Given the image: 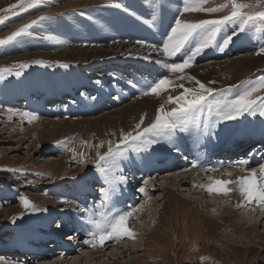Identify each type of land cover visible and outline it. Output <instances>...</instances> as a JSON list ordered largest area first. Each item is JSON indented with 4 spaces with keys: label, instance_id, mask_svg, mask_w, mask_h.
Here are the masks:
<instances>
[{
    "label": "rangeland",
    "instance_id": "obj_1",
    "mask_svg": "<svg viewBox=\"0 0 264 264\" xmlns=\"http://www.w3.org/2000/svg\"><path fill=\"white\" fill-rule=\"evenodd\" d=\"M73 1L74 0H41V3L36 7L20 12L18 15H9L0 12V16L7 17L3 23H0V39L7 37L16 28L33 19H37L40 16L50 17V19L40 21L35 25L31 30L32 35L24 34L15 41L0 45V68L12 69L11 74L5 73V80L0 81V264H45L47 262L49 264L54 262H59V264H61L64 260L61 258L62 254L57 253L56 255L55 252H62L63 246H66V249L70 250V257L67 258H71V260L77 259L82 252L89 249L84 248L83 245L78 246L80 245L79 243H81V239L79 240V238L84 235H81L79 238L78 236L74 237V239H76L73 240L74 242L68 240V243H65L68 234L71 233L69 230L67 232H61L60 241L55 244V247L49 250L44 249L45 246L47 247L51 244L55 238L54 236L58 232L57 225L59 224V216L52 210L59 208H57L56 205H52L55 207L50 208V204L54 202L55 204L58 202H68L64 197L63 190L65 188H78V186L82 188L83 186L85 189L86 187L92 189L96 184L99 185L97 188L107 187L95 166L97 153L96 145H99V142L93 144L89 140L91 136L83 140L79 135L72 137L62 136L57 139L53 138L50 142H47L49 141L47 139V133L51 129V122L69 119H90L121 105H115L113 103L115 101V93H113L112 90L104 89L108 92L102 90L101 87L104 86V84L100 81V77L96 76L100 73L99 68L101 67L97 64H89L90 62L84 58L80 59V54L78 53L73 54L71 57H69L71 54H68L66 57L59 56L55 59H47L40 56L25 58V56H23L34 52L45 55L52 54L58 50H65L68 46H73L71 44L76 43L78 39H80L74 33L76 27H84L85 23L93 19L96 12L102 9L101 12H109L110 10L123 12L133 8V6H128L129 0H97L101 5L93 7L91 5L81 6V8L76 6V3L74 2V4ZM142 1H145V5L156 4L160 6L162 3V0H139L140 3ZM16 2L17 0H8L6 4H1L2 6L0 9H4ZM112 3H121L123 8L117 9L108 6ZM223 3H225V0H209V3L204 6L215 7ZM66 4L69 6H66L67 8L65 9ZM62 5L64 9H61ZM178 8L179 7H177L176 12ZM52 10L53 12H50ZM180 10L181 9H179V12ZM193 13L200 14L207 19H216L228 14L227 10L217 13ZM150 24V28L156 27L154 21L151 20ZM233 31H236L237 35L233 36L232 42L224 51H220L223 39L228 35H232ZM49 35L57 37L61 42L58 43L57 40L47 39L46 37ZM194 46V43L186 45L185 49H182L181 53H177L175 59L172 57L173 61L170 62L176 61L179 63L182 61L183 54L190 47ZM210 46L209 51L211 52L208 51L203 59H198V61L194 62L195 64L193 63L191 68L212 61L223 62L250 54H256L259 48L264 46V24L257 21L254 27L241 33L237 25L228 23L217 33ZM38 60L44 61V63H34V61ZM167 61L169 62V60ZM18 63H27L29 67L24 69H15L12 67ZM63 64H67L68 67H62L61 65ZM17 70L20 71V76L15 75ZM136 73L139 74L137 70ZM244 74L246 75H242L236 79H234V77H228L229 80L227 84L214 88L218 91L213 92L212 95L207 97L202 119L208 118V107H215L218 102H222L225 99H234L235 95L245 90L250 83L258 81L260 77L264 76V68L255 71L250 70ZM147 75L148 73L144 76L141 75L143 80H148L145 84L160 79L165 75L174 77L179 74L173 75L169 72L166 74L161 72L160 74L157 73L152 75L150 79L147 78ZM123 76L128 78L130 75L127 73ZM91 81L99 83L98 87L101 88V91L98 92L99 94H95V92H91L90 90L83 92L82 88L86 82L91 83ZM73 86L79 88L76 90L78 95L77 98H73L67 94L69 91L68 89L71 88L74 90V88H72ZM229 86H233L230 91H228ZM80 87H82L81 91ZM34 89H36V92ZM60 89L64 94V99H69V102H63L61 105H58L59 107L57 108H46V106H44L35 113L32 110V105L23 103L27 101L23 100L26 96L31 98L33 102L50 100ZM221 89L224 91H219ZM97 95H99V97ZM168 95L169 90L161 94L159 98L161 96L167 97ZM259 95H264V91L259 93ZM17 98L20 100H16ZM78 99L90 101L89 104L95 105L97 109H95L93 115L88 112H83L80 115H75L73 114L74 112L62 114L63 112L73 109L72 106H75ZM95 101L98 102L96 103ZM17 102L23 104H18ZM40 105H43V103H40ZM166 107H168V105H166ZM25 113L29 115L25 116ZM53 115L59 116L53 117ZM32 116L38 117V119H31ZM193 129L189 132H180L178 134L180 136L185 134L186 136L184 135L183 138H189L188 136H192ZM43 132L46 134H43ZM226 133L227 135L233 134V139H240L252 134H263L264 116H261L259 110H257L254 115L245 113L236 121H224L217 126L213 134L204 136V140L202 136L195 148L203 150L206 148L207 144L211 146L210 141L213 142L214 140V143L218 145L222 143L223 138L227 136ZM20 135L23 136L22 139H19ZM197 135L194 136L193 139H196ZM37 137L38 139H35ZM84 141L88 143L85 144L83 143ZM189 141L193 143V140ZM208 146L207 149H209ZM106 147L107 143L103 148H100L99 151H106ZM123 147L125 146H122V148ZM69 149H74L75 152ZM261 149L264 152V149ZM81 153L83 154V159L86 161L84 164L79 162L82 158L80 156ZM260 154L261 153H259V155ZM148 157H154L152 158L154 161L151 166L147 165L146 160L150 159ZM161 157L163 156H155V151L153 149L141 151L139 153L129 151L125 159L121 162L122 175L126 177L127 180L125 185L128 187L132 184L128 182L130 180L128 177L131 176V173L128 172L130 169L131 172L133 170V176H139L138 179H140L142 176H140L139 171H146L149 170V168L156 169V167L164 162L163 159L162 161L159 160ZM56 158L62 159L58 166L56 163L57 160H50ZM256 160H258L257 163L260 165L251 163L248 168L256 169L257 175L259 176L263 162H259L260 157ZM143 163H146L145 166H142ZM128 165L132 166L129 167ZM208 167L209 166H205L202 168L207 171ZM196 169V167H188L175 173L183 174L184 178L190 180L191 185L189 183L184 188L191 191H193L194 185L206 183V180L201 179L202 177L195 179L190 174L192 173L191 170L196 171ZM231 170L241 171L239 167L232 168ZM153 171L154 170L148 171L147 174L149 176L146 177V181L151 180V183L155 185L152 191L153 195L151 194L148 199L139 200L136 198L138 185L139 183L143 185L144 180L137 183L136 188H134L133 185L128 189L130 193L133 194V199H135V204H133L134 209L138 208L142 201L149 200V207H152V212L150 213L154 216L152 221H148V228L151 231H142V233H147L149 235H146L142 239V246H140V248L138 247L139 250H134L135 252L133 251L130 253V257L127 256L124 258L122 263L118 257L110 261H114L115 264H264V221L263 223H256L248 227L246 224L237 223L238 220L236 217L233 218L229 216L226 217L227 219H224V221H227V224L221 225L219 224L221 220L216 218V216H212L213 213H218L219 209H209L205 207L210 212H213L212 214L210 213V215L207 214L206 210L201 211L199 214H196L195 211L191 212V206L188 207L191 198L188 197L189 199H184L183 197L190 192L193 193L189 194L192 195L191 197H193L194 202L201 196L203 201H208V194L202 190L193 192L187 190L188 192L186 193H184V190L180 191L179 183L176 178L169 179L175 174L166 176L165 180L160 181V185H156L159 182H157L158 180H156L155 177L163 170L155 172L157 174ZM225 171L227 170L224 168L218 170V172H221L220 174L225 173ZM207 172L208 174L218 173L217 171ZM236 175L241 174L239 172L236 173ZM51 178L57 181V183L53 185L40 184L42 181L50 180ZM87 182L89 183L86 184ZM166 189L170 191L174 198L167 197ZM88 192V190H84L79 193L76 201L72 199L71 204H79L80 200L89 199L91 195ZM195 192H197L199 196L194 194ZM99 193V191H93L92 193L93 196L91 199L93 202H89L92 213L99 211L93 204L97 203L98 205L100 203L101 199H98L100 196ZM21 196L27 197L32 201L37 210L32 211L31 209H25L20 202ZM220 196L222 197V195H219V197ZM228 197H230V195L226 198ZM141 198L142 197H140V199ZM222 199H225V196H223ZM240 201L242 202V198H240ZM126 204H131V202L126 200ZM252 204L254 205H245V207L238 212L247 210L249 206L255 209V207H257L256 204ZM224 209L233 210L231 206L227 205L224 206ZM146 210L147 209L140 211L139 217H144L147 213ZM247 211H251V209ZM71 219L73 220V218ZM131 228L135 230L138 229L133 226H131ZM35 243H38V245ZM115 245L118 244L115 243ZM3 246L5 248H3ZM18 247L24 248V251L26 250L22 256H17L15 253V249ZM39 247H41L42 250H38ZM17 258L18 260H16ZM107 258L99 262L107 261ZM135 260H137V262H135ZM65 262H67V260ZM88 264L93 263L89 262Z\"/></svg>",
    "mask_w": 264,
    "mask_h": 264
},
{
    "label": "bare ground",
    "instance_id": "obj_2",
    "mask_svg": "<svg viewBox=\"0 0 264 264\" xmlns=\"http://www.w3.org/2000/svg\"><path fill=\"white\" fill-rule=\"evenodd\" d=\"M7 2L8 0H0V7L2 6L1 4H6ZM74 2L76 3V6H79L80 8L81 6L83 7V6L91 5L93 7V6L101 5L98 3L97 0H74L73 3ZM66 6L68 7L69 5L66 4L65 9L67 8ZM128 6H133V8L127 9L123 12L121 11L116 12L111 10L109 12H101L103 9L99 12H96L95 17L90 21H88L87 23H85L84 27H80V26L76 27L74 33L80 39H78L76 43H72L71 45L73 46H68L67 48H65V50L63 49L58 50L52 54H46V55L40 54L39 52L23 55L25 56V58H33L40 56L47 59L50 58L55 59L58 58L59 56L66 57L68 54H71L69 57H71L75 53L80 54V59L84 58L85 60L90 62L89 64L92 65L97 64L98 66L101 67L99 68L100 73L97 74L96 76L100 77L99 78L100 81H102V83L104 84V86L101 87L102 90L104 89L112 90L113 93H115L114 94L115 101L113 103L115 105L121 104L119 107H116L111 111L102 114L100 113L99 115L90 119L82 118L80 120L69 119V120H58L56 122H51L50 123L51 129L47 133V139L49 140L47 142H50V140H52L53 138L57 139L62 136L72 137L77 135L81 136L83 140L91 136V139L89 140L93 144H96L98 142L100 143L101 141H104L106 144L108 140H112V139L113 142H116L119 140V134L121 130L132 131L136 123L139 122V118L141 115L146 114V119L144 121L143 126L149 124L154 119L155 112L158 106L161 103H164V101L167 99V97L165 96L163 97L161 96L160 98L151 95L142 96L141 86L145 85V83H147L148 80H143L142 79L143 77H141V75L144 76L148 73L147 78L150 79V77H152V75L154 74L157 73L160 74L161 72H164V74H166L168 72L162 66V64H157L156 61L161 60L164 63H169L170 61H173V59L165 57L162 51L152 50L151 48L148 47V45H155L157 49H162L163 43L167 39V35L170 32L171 27L174 26L175 18L180 14L179 9L182 10L183 8V1L162 0V3L160 4V6H158L156 4L145 5V1H142L140 3L139 0L138 1L129 0ZM63 7L64 6L62 5L61 9ZM177 7L179 8L178 11L176 12ZM50 12H53V10ZM181 18L189 21L207 19L206 17L193 12L184 13L183 17ZM151 20L156 23V27L150 28ZM137 41H144L145 44L143 45L138 44L136 43ZM209 47L206 48L201 54L196 56L194 62L198 61V59H203L205 57V54L208 53ZM145 57H147V59H145ZM167 60H169V62ZM260 68H264V55L250 54L248 56H243L237 59H230L223 62L212 61L205 64H201L195 68H190L185 70L184 74L194 76L197 80H200L206 85L215 88L227 84L229 78L231 77H234V79H236L241 77L242 75H246L244 73H247L250 70L255 71ZM136 70L139 72V74L136 73ZM123 73L124 74L129 73L130 76L127 78L126 76H123L124 75ZM170 78L173 79L176 82V84L182 83L184 84L185 87L194 86V83L188 81L187 79L177 80L176 76L174 77L170 76ZM209 81H215L216 83L209 84ZM134 84L136 86H133ZM98 85L99 83L97 82L95 83L94 81H91V83L86 82L83 88V92H87L88 90H90L91 92H95V94H97L98 92L101 91V88H99ZM72 88L75 89L76 86H73ZM34 90L36 92V89ZM68 90L69 91L67 92V94H69L73 98H77L78 95L76 93L77 92L76 90H72L71 88ZM182 91H183L182 88H175L174 90L169 89V95H178ZM63 95L64 94L62 90L61 89L58 90L57 93H55V96L51 97V99L54 101L52 103L50 102V105H54L58 103H59L58 105H61L62 102H69L68 101L69 99L65 100L63 98ZM97 96L99 97V95ZM51 99L49 101H51ZM16 100H20V99L17 98ZM23 100H27L23 102L24 104L29 103L30 105L33 106L32 110L35 113L38 112L40 108L46 106V103L43 106H41L40 102H36V101L33 102V100H31V98H28L27 96L24 97ZM57 100L58 102H56ZM89 103L90 101L78 99V101H76L75 106H72L73 109L63 112L62 114L64 113L68 114L69 112H74L73 114L80 115L83 112H88L89 114L93 115L95 109L97 108H95V105ZM168 107H171V105H168ZM58 116L59 115H53V117H58ZM178 133L176 136L175 146L170 145L167 141H161L160 143L153 145L150 148L155 151V156H159V155L163 156L159 158V160L162 161L163 159L164 162L158 167H156V169L149 168V170L146 171H142V170L139 171L140 176H142L140 179H138L139 176L138 177L133 176L134 175L133 170L132 172L131 169L128 171L131 173V176L128 177L130 179L128 182L132 184H130L128 187L125 184L120 185L119 191L113 197V199L116 201V209L114 210L118 209L122 211H128L134 209L133 204H135L134 201L135 199H133V194H131L128 189L133 185L134 188H136L137 183H139L141 180H144V182L143 185L139 183L138 191L136 192L137 195L136 198H138L139 200H144L145 198L148 199V197L151 194L153 195L152 191L154 190L153 187H155V185L151 183L152 182L151 180H147L148 183L145 184L146 177L149 176L147 172L150 170H154L153 171L154 173L159 170H163L161 171L160 174L155 173L157 174L155 178L156 180H158L157 182H159L156 185H160V181L165 180L166 176L180 172L185 168L192 167V161L194 159L200 161V163L204 165L203 167L215 166V164H213L211 159L207 158L209 154V149H207L208 144L206 148L203 149L204 151L199 148H195L197 146V142H199V139L202 137L197 135L196 129H193L192 136L191 137L188 136L189 138L187 137L183 138L185 134H183V136L181 135L182 136L181 137ZM43 134L46 133L43 132ZM196 135L197 138L193 139V137ZM233 136H234L233 134H228L227 136H225L222 141L223 145L224 144L228 145L231 139H233L232 138ZM258 137L261 136L252 134L245 138H240L238 140L236 139L234 141H240L247 138L250 139L254 138V141H257L259 140L256 139ZM22 138L23 136L20 135L19 139ZM35 139H38V137ZM189 140H193V143H191ZM203 140H204V136H203ZM214 141L213 142L210 141L211 147L209 148L216 149L219 145H222V143H219L217 145V143H214ZM254 145H258L257 149L260 148V150L253 154V156L251 157V161L253 162L260 157L259 162H263L262 166H264V152L261 149V148L264 149V141L260 140L259 142H255ZM239 149L246 150L249 148L246 146H242V147L240 146ZM259 153L261 154L259 155ZM152 158L146 160L148 166L152 165V162L154 161ZM50 160H54V161L57 160L56 163L58 166L62 159L56 158ZM181 160L184 161V165L181 164L180 162ZM145 164L146 163H143L142 166H145ZM229 164L228 163L223 164V168L225 169L227 168V171H225V173L226 172L232 173V176H228V177L227 175H225V173L220 174L221 172L218 171H217L218 173L216 174L215 173L208 174V172L205 171L202 167H196L197 168L196 171L191 170L192 173L190 174L193 176V178L198 179L199 177H202L201 179L206 180L205 184L194 185L193 191H200V190H202L203 192L205 191V193L208 194L209 196L208 201H203L202 196L198 198L196 202L193 201V197H191L192 195H190L193 193L188 192L191 190L184 188L189 183L191 185V182L190 180L184 178L183 174H175L173 177L169 179L176 178V180L179 183L180 191L184 190L185 191L184 193L188 192V194L185 195V197L183 198L184 199H187L188 197L191 198L190 199L191 202L189 203L190 205L188 206V207L191 206L190 208V210H192L191 212L195 211L196 214H199L201 213V211L206 210L207 214L210 215V213L212 214L213 212H210L206 208L219 209L218 213H213L212 216L213 217L216 216V218H219V220H221L219 221V224L221 225L227 224L226 223L227 221H224V219H227L226 217L229 216L233 218L236 217L238 220L237 223L246 224L248 225V227H251L256 223H263L264 211H262L261 207L257 204H256L257 207H255V209L252 206L247 207V210L251 209V211L241 210L240 212H238L240 209H243L245 205H254V204L245 203L243 207H237L238 204L242 203L240 201L241 197L238 192H232L230 193V197L228 198L225 197V199H222L223 195L222 197L220 196L221 197L220 198L219 195L215 193L209 194L205 190V188L202 187L210 183V178H221V179L231 180V179H235L237 176H240V175H236V173L240 172L241 175L246 174V173H242L244 171L231 170L232 168H236V167H228ZM249 165L250 164H248V166ZM128 166L131 167L132 165H128ZM219 169H221V167ZM55 183H57V181L51 178L50 180L42 181L40 184L53 185ZM88 183L89 182H87L86 184ZM97 186L99 187V185L96 184L92 189H90V187L89 188L86 187L85 189L83 186L82 188L79 186L78 188L77 187L65 188L63 190L64 197L65 199L68 200V202H58L56 204L54 202L50 204L51 205L50 208L55 207L52 205H56V207L59 208L52 210L55 214L59 216V224H58L59 227L57 234L54 236L55 237L54 240L51 242V244L53 245L50 244L47 247L45 246L44 249L49 250L55 247V244H57V242L60 241L61 232L63 231L67 232L68 230L71 233L68 234L65 243H68V240L70 241L76 240L74 239V237L76 236H78L79 238L81 235H84L79 238V240L81 239V243H79L80 245L78 246L83 245L84 248L89 249L87 251L82 252V254H80L77 257V259L71 260V258H67L70 257L71 254L70 250L66 249L67 248L66 246H63L62 252L60 251L55 252L56 255L57 253L62 254L61 258H63L64 260L61 262V264H88L89 262H92L93 264H115L114 261H110V260L116 259L117 257L118 259L121 260L122 263V260H124V258L129 256L130 253H132L134 250L137 251L139 250L140 246H142V239L146 235H149L147 233H142V231L145 232L151 231L148 228V223H149L148 221H152L154 219V216L150 213L152 212V207H149V200H145L141 202L138 208H136V210L138 211H136L134 216L130 218L128 221V226L130 228L131 226L138 228L136 230L131 228L136 233L134 239H128L127 237H125L120 239L119 241L109 240L106 241L103 246H97L95 248L91 247L89 244H86L85 241L90 239L88 232L92 230V225L87 222V217L89 213H92V209L89 202L91 201L93 202V200L91 199L93 196L92 194L93 191L100 192L101 188H97ZM142 187L145 188L146 192L148 193L147 196H145L143 193L139 191V189ZM84 190H88L89 191L88 193L91 195V197L86 200L83 199L80 200L79 204H75V205L71 204L72 199L73 201H76L77 195ZM166 194L167 197L174 198V196H172L170 191L169 190L167 191V189H166ZM194 194L199 196L197 192H195ZM99 195L100 196L98 199H101V193H99ZM140 197L142 198L140 199ZM126 200H129L131 204L127 205ZM93 204L94 207L97 206V203H93ZM226 205L231 206L233 210L224 209V206ZM143 208L147 209L146 210L147 213L145 214L144 217H139V212L143 211L144 210ZM81 209H84L85 211H81ZM71 218H73V220ZM114 242L117 243L118 245H115ZM35 244L38 245V243ZM3 248L5 247L3 246ZM19 249H21L22 254L26 252V250L24 251V248H19ZM38 250H42L41 247H39ZM106 258L108 259L107 260L108 262L107 261L99 262L101 260H106ZM16 260H18V258ZM66 260L67 262H65ZM135 262H137V260H135ZM45 264H49V263L47 262ZM52 264H59V262L56 263L54 262Z\"/></svg>",
    "mask_w": 264,
    "mask_h": 264
},
{
    "label": "snow or ice",
    "instance_id": "obj_3",
    "mask_svg": "<svg viewBox=\"0 0 264 264\" xmlns=\"http://www.w3.org/2000/svg\"><path fill=\"white\" fill-rule=\"evenodd\" d=\"M41 3V0H17L16 3L0 9V12L9 15H18L28 9L34 8ZM209 0H183V8L180 10L179 16L175 18L174 26L171 27L167 35V39L163 43L162 49H157L155 45H148L154 51H162L165 57L172 58L177 53H181L185 46L194 43V47H190L184 54L182 61L164 63L157 60V64L162 66L173 75H176L177 80L187 79L194 83L193 87H185L184 84H176V82L165 75L160 79L153 80L151 83L141 86L142 96H156L168 92L169 89L182 88L183 91L178 95H168L164 103H161L156 109L154 119L144 125L146 114L141 115L139 122L136 123L132 131L121 130L119 140L113 142L108 140L107 150L100 152L99 149L105 145L101 141L96 145V169L98 170L101 179L107 187L100 189L101 201L96 207L98 212L89 213L87 222L92 225V230L88 232L90 239L85 241L91 247L103 246L106 241L122 238L134 239L136 233L128 226V221L135 214L136 209L122 211L116 209V201L113 197L117 194L121 184H126V177L122 175L121 162L125 159L129 151L139 153L148 151L153 145L161 141H167L170 145L175 146L176 136L178 132H189L193 128L196 129L198 136H210L213 134L217 126L224 121H236L245 113L259 114L264 116V95H259L264 91V76L256 82L250 83L249 86L242 92L235 95L234 99H225L218 102L215 107H208V118L202 119L205 110V101L213 92L218 91L213 87L197 80L194 76L185 75V69L191 68L195 57L201 54L208 48L215 39L222 27L228 23L238 26L239 32H245L255 26V22L264 24V0H225V3L215 7H205ZM117 9L123 8L121 3H112L108 5ZM18 10V11H17ZM227 10L226 15L216 19H199L189 21L182 19L184 13L189 12H204L217 13ZM254 10V11H246ZM7 17L0 16V23H3ZM50 19L48 16H40L28 23L21 25L11 32L7 37L0 39V45L15 41L18 37L24 34L32 35V29L40 21ZM237 32L233 31L232 35H228L223 39L220 51L232 42L233 36ZM49 40H57L55 36H47ZM138 44H145L144 41H137ZM257 55L264 54V46L260 47ZM147 59V57H145ZM37 64H43L44 61H34ZM68 67L67 64L61 65ZM15 69H24L29 67L27 63H18L12 66ZM12 69L0 68V81L5 80V73L11 74ZM16 76H20V71L15 72ZM131 83V82H130ZM215 81H209V84H215ZM133 86H136L135 84ZM229 86L228 91L231 90ZM219 91H224L223 89ZM171 105V107H166ZM11 111V110H10ZM25 116L29 115L27 113ZM31 119H38L32 116ZM143 126V127H142ZM115 135V134H113ZM83 143L87 144V141ZM122 146H125L122 148ZM75 152L74 149H69ZM79 161L81 164L86 163L83 159V154ZM248 159H239L231 162L228 167H239L241 171L246 172L245 175L237 176L235 179L210 178V183L202 186L209 194L229 196L232 192H238L242 198V203L237 207H243L245 203H255L264 211V166H261L259 176L256 169H249ZM200 161L194 159L192 167H203ZM223 164L209 166L207 171L216 172ZM225 175L232 176L231 172H226ZM148 181H145L147 184ZM139 191L145 196L148 195L145 188H140ZM21 205L25 209L36 211V206L27 197H20ZM81 211H85L81 209ZM59 227V225H57ZM203 259V258H201Z\"/></svg>",
    "mask_w": 264,
    "mask_h": 264
}]
</instances>
